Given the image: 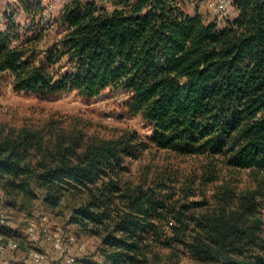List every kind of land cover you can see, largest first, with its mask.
Masks as SVG:
<instances>
[{"label": "trees", "instance_id": "1", "mask_svg": "<svg viewBox=\"0 0 264 264\" xmlns=\"http://www.w3.org/2000/svg\"><path fill=\"white\" fill-rule=\"evenodd\" d=\"M112 3L109 10L66 2L55 42H42L44 25L16 42L10 29L0 31V82L86 98L122 89L151 136L85 140L53 126L0 129V203L22 210L41 190L55 207L65 192L80 195L70 223L100 239L98 264H170L181 255L264 264V0H234L238 15L223 27L190 13L186 0ZM20 6L27 15L44 9L42 0ZM147 143L206 158L203 182L217 180L221 168L248 169L252 186L220 185L199 200L192 183L179 190L165 178L134 184L124 178L125 159ZM0 236L20 238L8 224ZM18 244L12 250L28 249Z\"/></svg>", "mask_w": 264, "mask_h": 264}, {"label": "rangeland", "instance_id": "2", "mask_svg": "<svg viewBox=\"0 0 264 264\" xmlns=\"http://www.w3.org/2000/svg\"><path fill=\"white\" fill-rule=\"evenodd\" d=\"M69 0H42L44 9L36 15H27L20 6V0H0V31L10 29L13 42L22 40L26 35L39 32L40 25L45 26L42 42H55L63 32L57 23L63 6ZM99 6L112 9V0H90ZM190 13L200 11L208 20L216 21V17L208 10V0H186ZM236 8L231 5L228 18H233ZM232 20V19H230ZM12 24L9 25V22ZM226 20L225 22H227ZM40 22V24H39ZM129 93L122 89L108 88L94 98L80 96L75 91L43 94L33 91L14 90L10 79L0 82V129L20 128L30 126L43 129L53 126L55 129L82 133L85 140L93 138H117L127 133L136 132L147 141L152 134L150 124L140 115L132 112L126 105ZM48 129V128H46ZM48 133V132H47ZM136 158H126L127 171L124 178L134 184L146 182L153 184L155 180L165 178L177 190L189 183L194 186L196 195L193 199L210 198L217 186L235 185L240 190L252 186V176L248 169L221 168L218 179L202 181L209 177L206 169L208 161L203 156L179 155L176 152L160 149L147 143ZM39 198L35 199L25 209H12L0 203L1 214L6 216L12 234H18L19 241L30 251L39 250L47 255L48 264H53L56 254L49 243L43 241L39 231V238H32L29 224L33 219L41 221L50 233L59 234L67 246L70 254L80 257L86 264H98V250L100 239L78 233L77 227L70 223L74 211L80 206L81 197L70 191L65 192L59 204L49 207L44 203V191L38 190ZM73 237V240L71 238ZM85 250H80L82 244ZM161 252L167 254V250ZM170 264H207L197 262L187 255H181Z\"/></svg>", "mask_w": 264, "mask_h": 264}, {"label": "built area", "instance_id": "3", "mask_svg": "<svg viewBox=\"0 0 264 264\" xmlns=\"http://www.w3.org/2000/svg\"><path fill=\"white\" fill-rule=\"evenodd\" d=\"M231 5L234 6V0H208L207 7L208 10L216 17L217 23L223 24L228 19V10ZM1 193L2 192L0 188V194ZM5 216V214H1L0 224L2 225L6 224ZM41 221H46V217H41L39 221L33 219V221H31L29 224V231L32 238L35 239L39 238V231L42 233L43 240L47 241L50 244L53 253L56 254V258L53 264H86L80 257L70 254L68 251L69 246L65 244L63 237L59 234L52 235L47 227H45L43 224L40 225ZM71 240H73V237L71 238ZM18 246L19 244L15 241L4 242L3 238L0 236L1 252H4L7 249L18 248ZM85 249L86 244L83 243L80 246V250ZM100 256L101 258H103L102 255ZM29 258L33 264H48L47 255L39 250L29 251Z\"/></svg>", "mask_w": 264, "mask_h": 264}, {"label": "crops", "instance_id": "4", "mask_svg": "<svg viewBox=\"0 0 264 264\" xmlns=\"http://www.w3.org/2000/svg\"><path fill=\"white\" fill-rule=\"evenodd\" d=\"M195 13H200V11H197ZM195 13H193V14H195ZM237 15H238V11L235 10L233 18H228L227 20L234 19ZM202 16L207 21H213V20H208L204 15H202ZM225 23L219 24V26L223 27L225 25ZM42 242H44V240ZM46 245H48V244H46ZM48 247H51L50 244L48 245ZM51 250H52V248H51ZM29 251H30L29 249H21V248L18 250L7 249L4 252L0 251V264H12L14 261H20V260H24L26 262L30 261Z\"/></svg>", "mask_w": 264, "mask_h": 264}]
</instances>
